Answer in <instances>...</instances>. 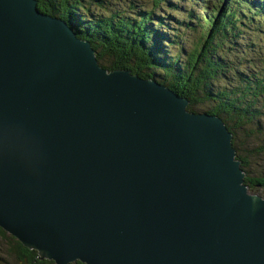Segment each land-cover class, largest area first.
Wrapping results in <instances>:
<instances>
[{
	"label": "water",
	"instance_id": "obj_1",
	"mask_svg": "<svg viewBox=\"0 0 264 264\" xmlns=\"http://www.w3.org/2000/svg\"><path fill=\"white\" fill-rule=\"evenodd\" d=\"M36 4L0 0V229L54 264H264L223 120Z\"/></svg>",
	"mask_w": 264,
	"mask_h": 264
},
{
	"label": "trees",
	"instance_id": "obj_2",
	"mask_svg": "<svg viewBox=\"0 0 264 264\" xmlns=\"http://www.w3.org/2000/svg\"><path fill=\"white\" fill-rule=\"evenodd\" d=\"M37 1L42 13L60 18L69 25L75 24L73 31L79 38L90 42L97 61L107 70H128L143 79L154 78L179 96L187 98L190 112H206L220 117L234 135L242 123L232 117L233 108L235 114L242 118L258 120L257 147L256 144L251 146L248 152L264 154V121H259V116L264 115V72L245 76L240 70L243 60L230 53L238 50L236 41L244 35L239 31L238 21L242 20L241 16L245 18L251 14L248 18L253 24L250 30L254 33L264 26L263 3L245 0L241 11L236 8L234 0H223V5L222 0H215V3L211 0H191V8L202 2V16L199 17L194 11L196 21L193 18L192 24L182 26L183 21L175 20L176 27L172 29L167 19L158 17L160 13L156 15L159 5L168 0H151V9L134 0H126L132 9L145 8L151 11L139 9L133 16L122 11L121 16L120 11L117 12L118 8H112L116 12L95 18L92 16L90 22L76 15L80 11L77 3L83 0H45L49 2L46 4L43 0ZM89 1L93 3L95 0ZM97 1L99 7H109L104 0ZM167 4L169 8H174L172 3ZM187 8L186 5V9L178 10L185 12ZM230 9H233L232 13L228 12ZM81 11L85 19L89 17L88 9ZM181 27L186 30L185 39L181 34L170 32L179 31ZM255 46L256 43L252 41L244 46V50L256 53ZM260 48L258 54L264 50L262 46ZM241 56L244 58V51ZM228 79L235 81L234 85L223 84ZM251 121L248 120L247 124ZM232 145L234 147V140ZM236 157L246 175L244 183L249 192L252 194L256 188H264V172L250 176L248 162L238 153ZM0 239L7 244L0 251L3 261L4 257H10V264H54L53 261L40 260L36 251L23 247L2 229Z\"/></svg>",
	"mask_w": 264,
	"mask_h": 264
},
{
	"label": "rangeland",
	"instance_id": "obj_3",
	"mask_svg": "<svg viewBox=\"0 0 264 264\" xmlns=\"http://www.w3.org/2000/svg\"><path fill=\"white\" fill-rule=\"evenodd\" d=\"M43 1L45 2V4L48 2L45 0H43ZM134 1L139 3V5L145 6L147 9H151V7H152L150 5L152 3L151 0H149V1L148 0H134ZM104 2L109 5V7H107V9H102V8H105L104 6L99 7L97 0H95L93 3H91L89 0L78 1V3L77 2L76 3H77V6L80 7V11L76 12V15L78 17H81L82 19H84L85 22H88V21L90 22L91 20H93V17L95 18V17H99L101 15H106L107 14V13H105L106 10L108 12H116V10H114V9L118 8L117 12L120 11V15H121V12L123 11V12H126V14L133 16V14L136 11L138 12L139 9H141V8L132 9L130 2L126 1V0H104ZM215 2L216 1H214V3ZM221 2L223 5L224 1L222 0ZM244 2H245L244 0H234V4H235L236 8L240 9L241 11H243V6H242L243 4L242 3H244ZM167 3H172L174 8H169ZM189 4H190V2H188V1L183 2L181 0H168L167 2H163L162 5H159L158 12L156 13V15H158V13H160V15H158V17H163L164 19H167V23L169 24V26L172 29L176 27L175 20L183 21L182 26H184L186 24L190 25L193 23L194 11L196 13H198L199 17L202 16L203 13L201 12L202 2L195 4L193 8L189 7ZM186 5L188 7L187 10L185 11L186 13L181 11V10H178V8H181L182 10L186 9ZM112 8H114V9H112ZM245 8L246 7L244 6V10H245ZM36 9L39 11L38 1L36 4ZM82 9H85V10L88 9L89 12L91 13V15L89 13V17L85 19L84 16L82 15V11H81ZM141 10L144 11L146 9L144 8ZM146 11L150 12L151 10H146ZM39 12L42 13L41 11H39ZM228 12L232 13L233 9H230ZM165 15H168V16H165ZM250 15L251 14H248V16L245 18H243L242 16L240 17L242 20L238 21V24L240 26L239 31L243 32L244 35L242 36L241 40L236 41L237 45H238V50H236L235 52L230 51L231 54H236L240 59L243 60L244 63L241 65L240 70L242 71V73H244L245 76L251 75L253 73L256 74V73L264 72V59H261V60L258 59L261 57L264 58V50H262V52L260 54L257 53V51L259 49H261L260 48L261 46H262V48H264V26L259 31H257L256 33H254L252 30H250V29H253V27H252L253 24H251L249 22V18H248V17H250ZM69 26L72 30H75V28H76L75 24H72ZM185 31L186 30L181 27L179 31H173V32L170 31V32L176 33V35L181 34V36H184L182 38L185 39V35H186ZM181 36H179V37L181 38ZM252 41L256 43V46H255L256 53H254L253 50H244V46L248 45ZM186 45H188V44H186ZM243 51L245 53L244 58H242V56H241ZM228 80L229 81H225L223 84L228 86L229 84L235 83V81H233L231 79H228ZM230 86H232V85H230ZM234 109L235 108H233L231 110V113L234 114V115H232V117L234 118V120L236 122L240 121L242 123V126H240L238 130H236V133L233 131L235 133V135L232 134L233 140H234V148L236 146V150H235L236 154L238 153V154L242 155L244 157V159L248 162L249 167L247 169L249 170L250 176L254 177V176L264 172V154H251L248 152V150L251 148V146H255V144H256V147H257L258 141L256 140V137H257L256 130L258 128V120L251 121L248 118H242L238 114H235L236 112ZM248 120H249V122L251 121L250 124H247ZM262 120L264 121V115L259 116V121H262ZM252 143L254 145H252ZM232 144H233V142H232ZM258 144H261V142ZM237 150H238V152H237ZM236 159H237V157H236ZM255 190L256 191L253 192V194H257V195L264 198V192H263L264 188L263 187H258ZM6 247H7V244H5V241L3 240V242H2L0 239V251H1V249L6 248ZM37 255H38V253H37ZM38 258H39V256H38ZM40 260H47V259H40ZM4 261L7 264H10L11 258L10 257H7V258L4 257ZM4 261L2 260V256H0V264H5Z\"/></svg>",
	"mask_w": 264,
	"mask_h": 264
},
{
	"label": "bare ground",
	"instance_id": "obj_4",
	"mask_svg": "<svg viewBox=\"0 0 264 264\" xmlns=\"http://www.w3.org/2000/svg\"><path fill=\"white\" fill-rule=\"evenodd\" d=\"M245 1V0H244ZM104 9H106V8H104ZM105 13H108V11L106 10L105 11ZM91 15V14H90ZM194 20L196 21V19H195V17H194ZM141 78V77H140ZM149 79V78H148ZM151 79V78H150ZM226 126V125H225ZM226 128L228 129V127L226 126ZM233 136V135H232ZM232 142H233V138H232ZM232 147H233V145H232ZM234 148V147H233ZM235 149V148H234Z\"/></svg>",
	"mask_w": 264,
	"mask_h": 264
}]
</instances>
